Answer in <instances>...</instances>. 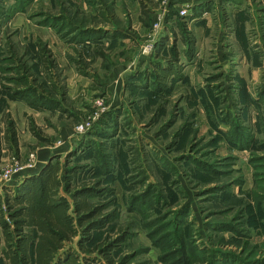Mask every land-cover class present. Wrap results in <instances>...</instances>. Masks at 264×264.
<instances>
[{
    "label": "rangeland",
    "instance_id": "374dc122",
    "mask_svg": "<svg viewBox=\"0 0 264 264\" xmlns=\"http://www.w3.org/2000/svg\"><path fill=\"white\" fill-rule=\"evenodd\" d=\"M210 2L0 0V132L19 138L0 202L15 161L20 177L50 155L88 165L72 184L99 181L116 217L85 253L69 244L81 264H264V1L242 50L236 7ZM158 68L176 70L165 86Z\"/></svg>",
    "mask_w": 264,
    "mask_h": 264
},
{
    "label": "trees",
    "instance_id": "16d2710c",
    "mask_svg": "<svg viewBox=\"0 0 264 264\" xmlns=\"http://www.w3.org/2000/svg\"><path fill=\"white\" fill-rule=\"evenodd\" d=\"M142 13L149 19L150 11L145 6H142ZM183 41L186 42V56L190 58L195 50V40L190 37ZM170 67L175 68V64L171 63ZM157 70L155 76L160 80L156 82L163 86L176 72L169 68ZM20 80L28 83L25 78ZM16 94L35 109L43 107L44 97L30 86ZM18 145L16 127L10 122L3 134L0 132V158L4 146L15 150ZM88 168L86 164L75 163L62 172L59 156H52L39 171L25 172L21 182L11 189L5 188L0 202L3 240L0 250L7 264H81L69 244L78 237L76 244L85 253L92 232L105 227L116 217L115 212H102L109 201L93 202L109 193L107 188L99 187V181L92 185L72 184L81 173L91 171ZM186 261L184 259L183 264Z\"/></svg>",
    "mask_w": 264,
    "mask_h": 264
},
{
    "label": "crops",
    "instance_id": "0c3cea01",
    "mask_svg": "<svg viewBox=\"0 0 264 264\" xmlns=\"http://www.w3.org/2000/svg\"><path fill=\"white\" fill-rule=\"evenodd\" d=\"M189 1H192V0H189ZM221 1L224 2L225 4L226 3L227 4H232V5H234L236 7L235 11L232 14V21H233L232 22V27H233L232 30H233L234 33H235V31H238V35L235 33V36H236V39H237L236 41L238 42V44L240 46V49H241L242 45H241L240 40L243 38L244 33L248 32L249 22H251V17L253 16V14H251V12H250V10H252V5H253L252 1L253 0H244V1L243 0H211L210 3H212L214 6H217ZM245 1H247V3ZM257 1H259V0H257ZM261 1H264V0H261ZM190 3H192V2H190ZM249 5L251 7H249ZM207 14H208V12L203 13V18L204 19L207 18V16H206ZM247 58L249 59V61L252 60V56L251 55L249 57H247ZM168 78H170V77H168ZM31 109H34V108L31 107ZM50 158H51V155H50V157L48 156V158L45 157L42 165L47 163ZM42 165H41V167H42ZM37 171H39V170L32 171V172H37ZM23 175L21 177L19 175V177L16 178V179L18 180V179L21 178V181H22L23 178H24Z\"/></svg>",
    "mask_w": 264,
    "mask_h": 264
},
{
    "label": "built area",
    "instance_id": "2783aa9c",
    "mask_svg": "<svg viewBox=\"0 0 264 264\" xmlns=\"http://www.w3.org/2000/svg\"><path fill=\"white\" fill-rule=\"evenodd\" d=\"M30 161L32 162L33 159H31ZM26 166H29V165L28 164L22 165V164H19L17 161H15L14 164H8L7 166H5L2 172V177L4 178V181H10V180L15 179L16 176L20 175L19 173H21V171H23L26 168Z\"/></svg>",
    "mask_w": 264,
    "mask_h": 264
}]
</instances>
